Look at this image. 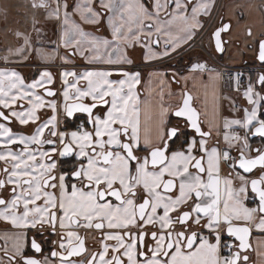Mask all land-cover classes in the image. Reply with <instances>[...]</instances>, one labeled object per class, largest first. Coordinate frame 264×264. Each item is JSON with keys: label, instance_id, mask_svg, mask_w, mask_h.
I'll list each match as a JSON object with an SVG mask.
<instances>
[{"label": "snow or ice", "instance_id": "snow-or-ice-1", "mask_svg": "<svg viewBox=\"0 0 264 264\" xmlns=\"http://www.w3.org/2000/svg\"><path fill=\"white\" fill-rule=\"evenodd\" d=\"M171 3L175 7L168 14L170 18L160 21L143 4L99 0L101 10L118 12V23L109 16L111 40L86 32L73 18L78 14L84 23L98 24L102 12L92 0L75 4L55 0L54 8L47 0H40L33 7L48 9V18L57 20L63 10L61 41L65 48L72 49V55L84 56L81 49L87 44L93 53L91 61L112 65L131 63L120 54V43L130 38L139 42L145 28L149 41L155 29L153 43L159 44L160 34L169 37L164 41L166 49L174 50L177 40L183 38L173 36L172 27L191 39L192 29L201 27L197 16L207 14L208 5L199 0L194 6L193 0ZM162 7L165 5L157 2V13ZM229 28L223 23L212 34L217 51H222L221 33ZM17 36L23 34L17 32ZM23 38L27 44L28 38ZM258 59L264 62V40L259 41ZM197 69L204 71L205 66L194 64L193 70ZM114 74L122 78L113 79ZM60 77L65 116L85 113V123L90 127L85 129L81 124L75 131L57 132L53 115L38 123L33 134L17 135L7 126L12 120L21 125L35 123L38 109L45 106L57 112L54 100L46 105L35 91L43 88L47 96H55L45 87L53 83V76L43 71L39 79L26 84L18 72L0 69V161L4 164L0 168V190L8 189L7 196L0 194V219L16 228L36 229L39 235L51 229L59 237V251L53 250L51 256L60 264H248V257L241 253L250 248L251 227L264 231V150L255 149V156L245 154V149L251 151L248 134L264 137V95L252 83L243 93L251 107L243 109L242 119H224L223 140L228 145L242 142L239 156L233 157L229 149L221 150L218 144L209 146L211 132L202 130L199 113L191 106L192 96L187 92L174 115L195 131L197 135L191 139L183 136L179 124L167 126L164 115L168 109L161 108L157 113L146 104L142 122L136 92L138 72L65 70ZM257 83L264 88V74L259 75ZM24 100L27 107L19 103ZM234 126L243 130V137L232 130ZM45 130L57 139H44ZM177 140L179 145L173 149L172 143ZM45 144L49 146L47 151L41 150ZM56 153L60 157L74 156L76 163L58 170L53 159ZM222 162L232 170L227 177L220 175ZM237 168L245 174L258 168L259 175L249 179ZM249 186L259 202L256 208L245 205ZM81 228L101 234L100 249L90 253L86 261L77 262L71 258L88 251L85 237L77 231ZM149 228L154 230L149 232ZM149 236L152 243L146 242ZM23 239L27 240L26 234ZM13 247L12 259L20 256L17 264H50L47 257L40 261L23 256L20 235ZM31 247L37 253L42 251L35 237ZM224 249L230 255H221Z\"/></svg>", "mask_w": 264, "mask_h": 264}, {"label": "crops", "instance_id": "crops-1", "mask_svg": "<svg viewBox=\"0 0 264 264\" xmlns=\"http://www.w3.org/2000/svg\"><path fill=\"white\" fill-rule=\"evenodd\" d=\"M213 1L203 0L201 3H206L209 10ZM34 2L39 3L40 0H0V43L2 44L0 46V62L7 64L6 66L0 65V69L18 72L26 84L39 79L40 73L43 71L50 72L54 82L61 78L60 73L62 71L74 70V67H80L78 72L92 69L113 71L123 69L128 72H138L140 83L136 86V92L140 101L142 122L143 110L146 104L150 106L153 112L157 113L161 108L168 109L164 115L166 121L171 107L179 99L183 88L187 87L189 90L193 89L191 93L197 99L200 116L203 117L206 128L212 134H219L220 128L218 125L221 117L217 99L221 92V78L216 70H193V68L187 66L181 68L180 65L174 62L179 57V54H177L178 49L189 40L183 33H178L176 27L171 29L173 36L180 35L183 38L177 40L174 50L172 48L166 49L164 41L169 37L163 34H160L159 44L153 43L154 37L156 38L154 35H157L154 34V28L152 30V40H146L145 33L148 29L145 28L140 33L139 42L134 38H130L128 42L120 43V54L124 55L127 61H131V63L122 62L108 65L100 61H91L90 57L93 53L88 51L87 44L83 45L81 49L85 52L84 56L79 55V53L72 55V49L65 48L61 41L63 10H61L60 20L50 19L48 18V9L34 8ZM71 2L73 4L77 2L84 3L85 0H71ZM105 2H109V0H105ZM111 2L119 4L121 0H111ZM122 2L124 4L138 3L144 5L143 0H122ZM157 2L160 5L166 4V0H154V11H147L160 21L168 20L170 18L168 14L166 16L160 15L165 7H162L157 13ZM47 3L53 8L55 7L54 0H47ZM92 3L98 11L102 12V19L98 24L84 23L78 14H75L73 18L86 32L111 40L109 16L113 17V22L118 23L116 19L118 12L101 10L99 0H92ZM144 7L146 8L145 5ZM174 7L175 5H173L171 12ZM187 14L191 15L190 6ZM204 15L206 14L201 13L197 16L200 25ZM199 28L192 29L191 37L195 35ZM17 32L28 38L27 44H25L23 36H17ZM165 51L168 52L167 55L162 54ZM146 56L149 58L146 59ZM64 57H66V60L62 59ZM113 59H117V56L114 55ZM53 64L61 66L55 68ZM63 66L64 68H62ZM112 78L120 79L122 77L114 74ZM43 99L46 100V98ZM47 108L51 109V107ZM52 114H54L53 110ZM49 118H44L43 122ZM191 138L192 136L189 139Z\"/></svg>", "mask_w": 264, "mask_h": 264}, {"label": "flooded vegetation", "instance_id": "flooded-vegetation-1", "mask_svg": "<svg viewBox=\"0 0 264 264\" xmlns=\"http://www.w3.org/2000/svg\"><path fill=\"white\" fill-rule=\"evenodd\" d=\"M143 2L147 10L154 11V0H143ZM195 2H197V0H193V3ZM199 2H203V0H199ZM213 4H214V1H213ZM213 4L211 8L208 10L206 15L210 13L213 7ZM165 5H166L165 9L162 12H160V15L162 16H166L167 14L171 13L174 3H171V0H166ZM250 9H255L258 11L260 15V20H261L260 26L258 25L255 28L249 29L251 31V35H249V30H248L246 37H235V30H236L237 23L238 22L243 23L246 20V15ZM206 15L202 16V18H205ZM223 23H228L230 25V28L229 30L221 33L222 51L221 53H218L215 47V43L213 41L212 34L215 32L217 28H220ZM155 39L156 38L154 37L153 41H155ZM191 39H189L185 44H183L181 48L178 49L177 54H179V57H183V58H186V57L194 58L195 57L196 52L193 51L195 47L190 42ZM260 40H264V0H225L223 3V6L222 4L221 5L219 4V8L212 19L209 33L205 38V41L209 43L210 45L211 51L219 59L220 58L222 59V55L226 51L229 53L240 54L241 60L239 63L245 64L249 68L245 71V74H246L245 78H247V80H245L244 86L248 87L249 83H252L253 86L255 87V90L259 91L261 95H264V88H261V86L257 83L259 75L264 74V62H261L258 59ZM226 64H230V63H226ZM0 65L6 66L7 64L0 62ZM187 66H189V64ZM62 68H64V66ZM79 68L74 67L73 69L78 72L80 71ZM205 70H215V69H205ZM234 86L235 85H233L232 88L227 89V90L233 89ZM237 86H240V85H237ZM45 87L53 90L56 93V95L51 96V97L47 96L43 92L44 91L43 88H38L35 91L37 92V94L41 95L43 98H46V100H44L46 105H47V102L54 100L57 104V112L52 114V109L47 108L48 106H45L41 109H38L37 115L39 117V120L35 123L30 122L27 125H21L18 121L12 120V122L7 124V126L12 129L14 134L31 135L34 133L35 128L37 127L38 123H42L44 118H49V116L51 118L53 115L56 116V128L54 130L57 132L75 131L78 128L77 123L79 121H82V124H84L85 129H88L90 127L89 125L85 123V121L87 120V114L85 113H76L74 114L72 118H67L65 116L62 110V107H61L65 103L63 96H62L63 87H62L61 78L54 81L52 84H46ZM184 88L181 92L179 99L176 100L174 105L171 107L168 113L166 122H167L168 127H172L176 124H179L181 126L183 136L190 138V136L192 137L196 136L194 132L191 129H189L188 126H186L184 119H178L173 114V111L175 110V108H177L181 103V100L183 98ZM222 90H224V88L221 86V91ZM191 96H192V100H191L192 105L196 108V110L199 113L200 125L202 129L209 130L206 128L203 117L200 116V108L197 105V99L194 98L193 94H191ZM19 103L21 105H24L25 107L28 106L27 100L20 101ZM227 103H229L232 107H234L242 115H243L244 108L251 107L248 104L246 98H242L239 101V105H236V103H233V102L231 103L230 101L222 100L221 92H220L219 97L217 99V106H218V109L220 110L221 118H222V111H225ZM261 105H262V110H264V101H261ZM16 110L19 111L22 109L20 107H16ZM5 112L7 114V110H5ZM221 118H220V122L218 125L219 128H221V125H222ZM232 130L239 133L241 137L244 136L243 130L240 129L239 127H235ZM183 136L181 138H183ZM43 138L53 139V140L57 139L56 137H52L48 130H45ZM247 141H248L251 151H248L247 149H245L246 155L255 156L256 155L255 149L257 148L264 150V137L248 134ZM208 144L209 146L218 144L219 148L222 150L221 144L218 139L212 138V140L208 141ZM58 145H59V142L57 140V146ZM178 145H179V140L174 141L172 143V148L176 149ZM241 147H242V142H236L234 146L230 148L231 155L233 157H238ZM48 148L49 146L45 144L41 150L47 151ZM53 159L56 161L58 165V170H66L76 163V159L74 156L60 157L58 153L53 154ZM2 167H4V164L2 161H0V168ZM221 169L222 170L220 174L223 175L224 177H227L226 173H227V170L229 169V166L224 168L223 165L221 164ZM236 171L240 172L241 174L248 175L249 179L256 178L259 175L258 168L254 169L251 174H245L243 173V170L239 168H237ZM232 173L233 175L236 174L235 172H232ZM56 174H59V171ZM227 174H229V172ZM236 183L238 185V182ZM7 193H8L7 188L0 190V194L7 196ZM258 203H259L258 199L254 198V194L251 192V188L249 186V194H248V198L245 200V205L249 208H256L258 207ZM258 220H259V214H257L256 222H258ZM152 230L154 229L149 228V232H151ZM42 231H43V235H39L37 234L36 229L16 228L9 221L0 219V264H17V261L20 260V256H16L15 259H12V257L15 256V249L13 245L15 243V238L17 235L21 236V242L23 243V248H22L23 256L32 257L40 261H44L45 258L47 257L50 264H60L58 258H53L51 256V252L53 250L59 251L58 235L52 234L51 229H44ZM57 231H59V229H57ZM77 231H79V234L81 236L85 237L86 248L88 251L86 253L81 254L78 257H72L71 259L77 262L82 261V260L86 261L88 258H90V253L98 251L100 249L99 237L101 234L97 231L85 230L83 228L77 229ZM25 234L27 236V240L23 239V235ZM204 234L206 235L207 232L205 231ZM33 237H35L37 241L41 243L42 251L39 253H37L31 247V239ZM53 242H57V243H53ZM146 242L152 243L150 236ZM248 242L250 243V248L242 252L241 256L243 257L244 255H246L248 257V264H264V231H261L257 229L255 226H252L249 237H248ZM110 243H114V242H110ZM233 251H235V249H233ZM221 255H230V253L228 252L227 249H224ZM241 264H243V261H241Z\"/></svg>", "mask_w": 264, "mask_h": 264}, {"label": "rangeland", "instance_id": "rangeland-1", "mask_svg": "<svg viewBox=\"0 0 264 264\" xmlns=\"http://www.w3.org/2000/svg\"><path fill=\"white\" fill-rule=\"evenodd\" d=\"M55 1V0H54ZM215 2L218 0H214ZM225 0H219V3L220 5L222 4L223 6V3H224ZM219 5V4H218ZM217 5V6H218ZM219 8V7H218ZM212 10V9H211ZM218 10V9H217ZM211 12V11H210ZM210 14V13H209ZM209 14L206 15V17L203 19L202 21V24L203 25L204 23L207 22L208 18H209ZM215 14H213V17H214ZM261 24V20H260V15L258 13L257 10L255 9H250L246 15V20L243 22V23H240L238 22L237 23V26H236V30H235V37H246V34L248 32L249 29L251 28H255L256 26H260ZM211 25V24H210ZM199 30V29H198ZM207 35V34H206ZM206 38V36H205ZM205 38L203 39V43L205 45V49L206 50H200L199 48L195 47V49L193 50L194 52H196V55L195 57L192 59V61H199L201 59H204L205 61L207 62H210V59L206 56L207 54L204 52V51H207L211 56H213V58L216 60V61H220L219 58H217V56L215 54H213V52L211 51L210 49V45L209 43H207L205 41ZM205 41V42H204ZM2 44L0 43V46ZM241 60V55L238 54V53H229V52H225L223 55H222V59L220 62L223 61L224 64L226 63H230L231 65L232 64H242V63H239ZM56 64H53V66L55 68H58L57 66H55ZM61 66V65H60ZM243 75H244V78H245V72H243ZM245 80H247V78H245ZM244 88V89H243ZM246 86L242 85V86H237V84H235V86L233 87V89L231 90H222L221 91V97H222V100H225V101H230L231 103H236V105H239V101L242 99V98H245L243 93L244 91L246 90ZM184 90L188 91L191 93V90H189L187 87L184 88ZM192 94V93H191ZM227 97V99H226ZM242 114L237 111L234 107H232L229 103H227L226 105V109L225 111H222V125H221V128H220V132L219 134H211L210 137L208 138V141L212 140V138L214 139H218L220 144H221V147H222V150L224 149H229L234 146V144L236 142H233L232 145H228L224 140H223V135H224V132H225V129L223 128V123H224V119L227 118V119H242ZM235 127H238V126H234ZM233 128V129H234ZM210 132V130H208ZM222 165L223 167H227L228 164L227 163H223L222 162ZM228 172H231V169L229 168L227 170V173ZM226 173V176H228V174ZM233 175V173H232ZM235 176V174L233 175ZM238 182V181H237ZM239 183V182H238Z\"/></svg>", "mask_w": 264, "mask_h": 264}, {"label": "built area", "instance_id": "built-area-1", "mask_svg": "<svg viewBox=\"0 0 264 264\" xmlns=\"http://www.w3.org/2000/svg\"><path fill=\"white\" fill-rule=\"evenodd\" d=\"M218 4H220L219 0H218V2L214 1L213 7H212V10L209 14V18H208L207 22L204 23L203 25H201L199 30L195 33V35L192 37V39L190 41L194 47H197L202 51L206 50L205 45L203 43V39L209 33L210 24H211L212 19H213V14H215L217 12V9L219 7ZM204 52L207 54L206 56L210 59V62H207L204 59L199 60V61L194 60L187 67L193 68L194 64H203L205 66V69L217 70L218 74L221 78L222 87L225 89H230L235 84L240 85V86L245 84V78H244L243 72H245L247 69H249L248 66H246L245 64H232V65L231 64H224L223 62L216 61L213 58V56H211L207 51H204ZM31 65H33V64H31ZM55 66L58 67L60 65L56 64ZM81 124H82V121H79L77 123V126H80Z\"/></svg>", "mask_w": 264, "mask_h": 264}, {"label": "trees", "instance_id": "trees-1", "mask_svg": "<svg viewBox=\"0 0 264 264\" xmlns=\"http://www.w3.org/2000/svg\"><path fill=\"white\" fill-rule=\"evenodd\" d=\"M192 57H178V59L176 61H174L177 65H180L179 67L184 68L185 66H187L188 64H190L192 62Z\"/></svg>", "mask_w": 264, "mask_h": 264}, {"label": "water", "instance_id": "water-1", "mask_svg": "<svg viewBox=\"0 0 264 264\" xmlns=\"http://www.w3.org/2000/svg\"><path fill=\"white\" fill-rule=\"evenodd\" d=\"M213 41H214V43H215V40H214V38H213ZM216 47V46H215ZM218 53H221V51H217ZM44 92V91H43ZM185 92H187V93H189L188 91H186V90H184V92L183 93H185ZM45 93V92H44ZM190 94V93H189ZM191 95V94H190ZM182 102H183V98H182V100H181V103H180V105H182ZM191 103V106L193 107V108H195L193 105H192V102H190ZM179 105V106H180ZM176 109V108H175ZM196 109V108H195ZM174 112H175V110L173 111V114H174ZM198 112V111H197ZM199 121H200V119H199ZM189 129H191L190 127H188ZM202 128V127H201ZM193 132H194V134L195 135H197L196 133H195V131L193 130V129H191ZM203 130V129H202ZM203 131H205V132H209L208 130H203ZM221 175V174H220ZM221 177H224L223 175H221Z\"/></svg>", "mask_w": 264, "mask_h": 264}]
</instances>
